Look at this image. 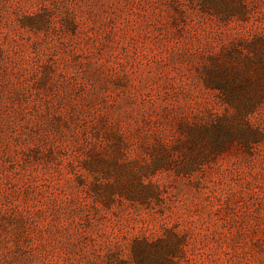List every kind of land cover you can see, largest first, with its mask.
<instances>
[{
	"label": "rangeland",
	"instance_id": "obj_1",
	"mask_svg": "<svg viewBox=\"0 0 264 264\" xmlns=\"http://www.w3.org/2000/svg\"><path fill=\"white\" fill-rule=\"evenodd\" d=\"M0 264H264V0H0Z\"/></svg>",
	"mask_w": 264,
	"mask_h": 264
}]
</instances>
